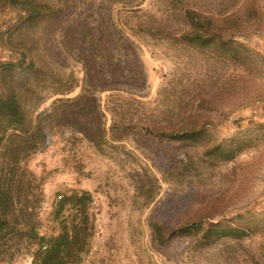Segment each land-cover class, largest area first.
I'll use <instances>...</instances> for the list:
<instances>
[{"label": "rangeland", "instance_id": "374dc122", "mask_svg": "<svg viewBox=\"0 0 264 264\" xmlns=\"http://www.w3.org/2000/svg\"><path fill=\"white\" fill-rule=\"evenodd\" d=\"M183 1L232 15L227 25L239 28L240 45L227 54H199L133 33L140 15L169 19L165 8L178 1L68 0L45 35L46 51L57 77L62 67L79 85L36 109L54 108L36 148L15 154L9 138L0 144L1 181L12 194L37 200L40 234L58 231L52 209L60 194H91L94 233L79 264H264V0ZM11 23L10 13H0L3 38ZM117 24L122 31L109 37ZM84 30L103 36L102 45L83 43ZM1 43L0 60H11ZM194 113L209 122L196 141L145 129ZM113 121L132 127L111 137ZM193 220L245 233L205 239L171 233ZM0 264L31 258L0 254Z\"/></svg>", "mask_w": 264, "mask_h": 264}, {"label": "trees", "instance_id": "16d2710c", "mask_svg": "<svg viewBox=\"0 0 264 264\" xmlns=\"http://www.w3.org/2000/svg\"><path fill=\"white\" fill-rule=\"evenodd\" d=\"M172 1L179 3L165 8L169 19L154 20L151 14L143 13L136 24L131 25L133 33H144L178 43L199 54L220 51L227 54L235 48L234 43L240 45L236 41L241 33L239 28L227 25L232 21V15L214 14L183 0ZM68 3V0H0V13L8 12L12 18V23L5 30V38L2 37L4 31H0V42L7 43L12 52L11 60H0V144L9 138V147L15 154L21 151L26 153L43 142L39 136L44 129L43 122L52 115L54 108L36 109L49 98L68 94L79 85L80 80L73 71L65 73L61 67L60 76L57 77L55 66L46 51L50 47L45 35L56 25V18L65 12ZM121 27L123 25L117 24L111 29L109 37L114 36L115 30L122 31ZM81 37L83 43L93 41L96 45H102L103 36L101 39L93 36L90 30L82 31ZM4 43L1 44L4 46ZM164 90L166 87H163ZM58 99L60 97L53 98L50 105H56ZM165 111L171 109L160 110V113ZM184 118L167 120L165 123L156 120L145 129L156 137L172 141H196L209 122L197 119L195 113ZM131 127L130 124L113 121L110 125L111 137L116 129L126 131ZM1 171L2 167L0 254L22 252L31 258V264H79L90 251L94 233L93 216L89 211L91 194L86 190L60 194L52 209L59 229L55 234L43 235L38 232L35 220L37 200L12 194L1 181ZM217 225L210 222L205 227L201 220H193L171 230V233L177 230L192 231L201 233L204 239L223 235L239 238L245 233L241 228ZM151 226L155 230L159 227L156 223H151ZM158 234L161 235L160 232Z\"/></svg>", "mask_w": 264, "mask_h": 264}]
</instances>
